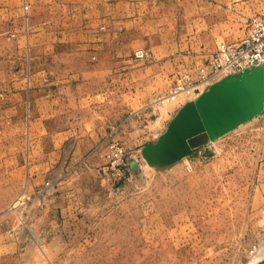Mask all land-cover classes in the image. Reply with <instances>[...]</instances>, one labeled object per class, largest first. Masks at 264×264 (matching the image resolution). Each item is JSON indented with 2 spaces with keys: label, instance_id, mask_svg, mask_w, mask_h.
<instances>
[{
  "label": "rangeland",
  "instance_id": "rangeland-1",
  "mask_svg": "<svg viewBox=\"0 0 264 264\" xmlns=\"http://www.w3.org/2000/svg\"><path fill=\"white\" fill-rule=\"evenodd\" d=\"M14 1L20 2L23 20L0 23V107L17 93L6 87L5 71L7 49L17 48L10 43L22 33L15 28L31 27L30 3ZM174 2L176 42L193 34L199 43L172 56H181L173 85L152 104L128 105L124 125L100 137L80 165H71L70 146L58 153L57 175L13 187L0 184V264L264 262V110L174 162H151L144 153L160 141L164 112L173 108L176 117L221 80L201 81V68L209 69L222 41L248 31L250 17L264 12V0ZM18 73L16 79L22 77ZM26 100L14 103L20 144L22 117L31 108ZM112 144L123 147L121 157L111 154ZM16 149L23 160L22 144Z\"/></svg>",
  "mask_w": 264,
  "mask_h": 264
},
{
  "label": "crops",
  "instance_id": "crops-1",
  "mask_svg": "<svg viewBox=\"0 0 264 264\" xmlns=\"http://www.w3.org/2000/svg\"><path fill=\"white\" fill-rule=\"evenodd\" d=\"M27 1L31 27L28 32L15 28L22 32L10 43L17 48L6 53V87L17 93L8 94L0 107V184L12 187L57 175L58 153L70 146L71 165H80L100 137L124 125L128 105H149L167 92L174 83V63L181 61L172 56L185 55L186 47L199 43L193 34L176 42L174 0ZM20 6L0 0V23L20 25ZM138 49L149 56L136 59ZM27 97L31 108L22 117V160L14 103ZM173 110L162 115L161 133L175 117Z\"/></svg>",
  "mask_w": 264,
  "mask_h": 264
},
{
  "label": "water",
  "instance_id": "water-1",
  "mask_svg": "<svg viewBox=\"0 0 264 264\" xmlns=\"http://www.w3.org/2000/svg\"><path fill=\"white\" fill-rule=\"evenodd\" d=\"M264 110V65L229 75L188 102L160 141L145 147L151 162H174Z\"/></svg>",
  "mask_w": 264,
  "mask_h": 264
},
{
  "label": "built area",
  "instance_id": "built-area-1",
  "mask_svg": "<svg viewBox=\"0 0 264 264\" xmlns=\"http://www.w3.org/2000/svg\"><path fill=\"white\" fill-rule=\"evenodd\" d=\"M28 8V6H26ZM138 58L148 56L145 50L136 51ZM264 65V12L256 13L249 19L247 34L234 41H222L209 60L208 67H202L200 80L223 79L254 67ZM110 152L114 156L123 155L121 145L112 144Z\"/></svg>",
  "mask_w": 264,
  "mask_h": 264
},
{
  "label": "bare ground",
  "instance_id": "bare-ground-1",
  "mask_svg": "<svg viewBox=\"0 0 264 264\" xmlns=\"http://www.w3.org/2000/svg\"><path fill=\"white\" fill-rule=\"evenodd\" d=\"M257 254H258V253H257ZM262 264H264V262H263Z\"/></svg>",
  "mask_w": 264,
  "mask_h": 264
}]
</instances>
